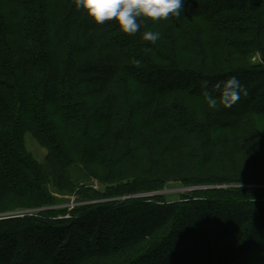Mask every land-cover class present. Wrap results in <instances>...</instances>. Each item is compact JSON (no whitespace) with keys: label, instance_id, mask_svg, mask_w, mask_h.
I'll use <instances>...</instances> for the list:
<instances>
[{"label":"trees","instance_id":"1","mask_svg":"<svg viewBox=\"0 0 264 264\" xmlns=\"http://www.w3.org/2000/svg\"><path fill=\"white\" fill-rule=\"evenodd\" d=\"M261 44L264 0H184L180 17L142 20L131 35L73 0H0V213L58 204L48 185L94 201L69 218L48 208L1 219L0 264H264V187H215L237 181L229 150L244 163L264 154V135L238 148L233 138L248 114L262 122ZM231 76L247 95L224 108L212 86ZM29 135L47 149L41 160ZM72 165L104 189L76 191ZM170 180L212 188L133 197Z\"/></svg>","mask_w":264,"mask_h":264},{"label":"rangeland","instance_id":"2","mask_svg":"<svg viewBox=\"0 0 264 264\" xmlns=\"http://www.w3.org/2000/svg\"><path fill=\"white\" fill-rule=\"evenodd\" d=\"M260 14V11H259ZM255 19L257 22L260 21L259 16L256 14L254 15ZM106 35L109 36V34L106 33ZM257 35V33L255 34ZM261 48H264V45L261 44ZM251 56H249V60L252 62H258L260 58V52L258 50H252L251 51ZM94 58L96 59V52L93 55ZM255 114H248L247 118L243 120L242 126H240V129L236 132V134H233V138L236 139V136L238 137V142H236L237 148L238 146H243L242 142L245 141H251L255 142V140L251 139L248 134L252 133L253 137L255 139H258L260 135H264V114L261 117L262 122L259 123L260 121H256L253 117ZM249 116V117H248ZM252 117V118H251ZM249 127L252 131H247L245 132L243 129H246V127ZM222 139V138H221ZM236 139V140H237ZM261 140V138H260ZM224 141H226V138L223 139V141L219 144V151H222L220 156H223L225 154V151L227 149V145H224ZM234 141V140H233ZM28 144V145H27ZM27 149L32 152V154L39 160H41L47 153V149L45 147L39 146L35 139L31 137L30 135L27 137ZM226 144H229L226 142ZM249 148H252V145H250ZM230 149V148H229ZM229 150L227 154L228 158L226 160L225 165L223 166L226 171L229 173H232V175L237 179V181L234 182V184H223L220 186H215V187H223V188H228V187H234V186H239V187H246V188H259V187H264V154L261 156H257L253 160L251 158L247 159V162H243L240 153L231 155L232 152ZM107 158V157H106ZM101 160H105L104 157ZM234 162H236V166H234ZM217 163V162H216ZM100 167H99V173H96L94 171V174L99 175L98 177H104V175L107 172V167L105 165L101 164L99 161ZM218 164H221V161H218ZM225 171V170H224ZM70 175L72 179L75 181L76 185V191L80 190L81 188L84 187H91L95 190H103L104 185L99 182L96 177H93L89 175L80 165H72L69 168ZM198 174V173H196ZM245 180L247 183H244L240 180ZM48 190L49 192L54 196L57 197L58 204L51 207L43 206L41 208H22V209H17L13 211H7L0 213V220L1 219H8V218H14V217H24V216H32V215H37V213H44L45 209L51 208V209H56V210H62V209H67V212L65 213L66 215H63L65 218H69L71 216L70 211L73 210L74 208H78L83 205H87L88 203H93L94 201H88V202H83L80 201V198H78V195L74 194H68L64 191H60L57 187L50 186L48 185ZM212 186L209 185H185L182 181L177 182L175 180H170L166 184H164L163 187L153 190L151 192H143L140 194H136L133 197H152V196H160L161 198L165 200H182L184 199L182 196L185 194H189V192L193 190H205V189H210ZM182 197V198H181ZM130 196H123L120 199H128ZM108 200H114V198H110ZM119 228V227H118ZM98 227H96V230L93 234H96V241L98 243H102L104 239L99 240L98 236H100V232L98 230ZM118 231H120L118 229ZM118 231L117 234L113 237V240H118ZM115 242V241H114ZM24 246L27 247V244L24 243ZM102 248V247H101Z\"/></svg>","mask_w":264,"mask_h":264},{"label":"clouds","instance_id":"3","mask_svg":"<svg viewBox=\"0 0 264 264\" xmlns=\"http://www.w3.org/2000/svg\"><path fill=\"white\" fill-rule=\"evenodd\" d=\"M75 9L82 10L86 17L97 24L114 21L119 30L126 34H135L140 31L142 20H167L169 16L180 17L184 0H73ZM143 39L155 43L160 39L157 31H145ZM205 95L209 99L211 108L217 107V97L212 91L218 93L219 103L224 108H231L240 99L241 94L247 95V89L236 76L217 82L209 90L208 82L203 83Z\"/></svg>","mask_w":264,"mask_h":264}]
</instances>
